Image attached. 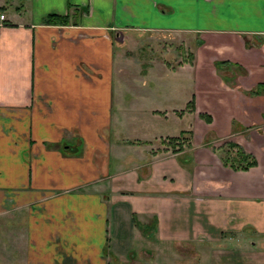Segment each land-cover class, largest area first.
Returning <instances> with one entry per match:
<instances>
[{"label": "crops", "instance_id": "crops-1", "mask_svg": "<svg viewBox=\"0 0 264 264\" xmlns=\"http://www.w3.org/2000/svg\"><path fill=\"white\" fill-rule=\"evenodd\" d=\"M0 12V264H123L125 247L128 264H264V0H0ZM129 30L197 44L129 93L115 79ZM177 88L183 106L159 99ZM128 95L137 111L122 110ZM225 142L256 163L224 164Z\"/></svg>", "mask_w": 264, "mask_h": 264}, {"label": "rangeland", "instance_id": "rangeland-1", "mask_svg": "<svg viewBox=\"0 0 264 264\" xmlns=\"http://www.w3.org/2000/svg\"><path fill=\"white\" fill-rule=\"evenodd\" d=\"M118 40L115 55V79L116 82H119L121 79L123 81V89L128 90L129 93L133 90L134 94L139 92L140 85L138 83H140L141 77L144 76L146 80L147 76L151 77L162 74L161 67L163 62L169 61L171 66H176L185 58L189 59L190 53L194 51L197 44L194 32L166 30H129L126 33H122ZM128 92L127 94H129ZM181 95L182 93H179L177 88L176 93L169 92L170 98L167 96L164 98L160 97L159 99L166 101L171 99L172 102L176 104L180 103L183 106V96ZM128 97L130 96L128 95L127 98H123L122 110L137 111L135 108L140 104H137L136 101ZM118 109L120 111V106H118ZM188 135L186 133V136ZM123 136L125 135L123 134ZM226 143L221 145V152L226 153L225 151L229 149L232 154L233 152L231 151H234V149L230 150V147ZM134 244H130L128 248H135ZM143 246L146 248L147 244L144 243ZM126 250V247L119 250L122 257H124V261L122 260L123 264L131 263V259L125 258Z\"/></svg>", "mask_w": 264, "mask_h": 264}, {"label": "trees", "instance_id": "trees-1", "mask_svg": "<svg viewBox=\"0 0 264 264\" xmlns=\"http://www.w3.org/2000/svg\"><path fill=\"white\" fill-rule=\"evenodd\" d=\"M44 21L46 22H66L68 21V19L65 15L49 14L44 18ZM181 137L180 138L170 137L168 138L169 140L168 142L173 143V144H179L177 140L182 139ZM228 147H235L236 149H235V152H233L232 154L230 153L229 149L225 151L226 153L222 154L221 159L224 164H229L235 169H245L256 163L254 156L245 152L241 148V146H239L237 143L229 142Z\"/></svg>", "mask_w": 264, "mask_h": 264}, {"label": "built area", "instance_id": "built-area-1", "mask_svg": "<svg viewBox=\"0 0 264 264\" xmlns=\"http://www.w3.org/2000/svg\"><path fill=\"white\" fill-rule=\"evenodd\" d=\"M4 18H5L4 14L0 12V24L3 23Z\"/></svg>", "mask_w": 264, "mask_h": 264}]
</instances>
